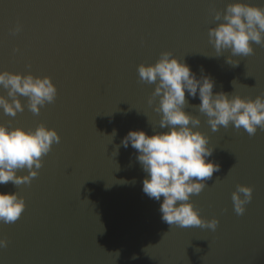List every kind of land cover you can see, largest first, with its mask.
I'll return each instance as SVG.
<instances>
[{
    "label": "water",
    "instance_id": "water-1",
    "mask_svg": "<svg viewBox=\"0 0 264 264\" xmlns=\"http://www.w3.org/2000/svg\"><path fill=\"white\" fill-rule=\"evenodd\" d=\"M233 3L264 8V0H0V72L47 76L57 89L39 114L18 96L24 111L0 108V124H44L60 136L30 184L0 185L26 205L16 222H0V264H264V131L249 136L230 124L214 132L186 93L185 110L200 119L195 130L220 166L189 202L219 221L215 231L162 221L163 197L142 191L138 153L122 144L130 131H167L158 127V98L148 104L155 84L137 71L163 52L214 79V93L264 95V45L253 42L254 54L232 57L233 66L230 52L217 57L209 43L222 22L215 11ZM0 95L10 100L2 86ZM237 185L253 188L243 215L233 207Z\"/></svg>",
    "mask_w": 264,
    "mask_h": 264
},
{
    "label": "clouds",
    "instance_id": "clouds-1",
    "mask_svg": "<svg viewBox=\"0 0 264 264\" xmlns=\"http://www.w3.org/2000/svg\"><path fill=\"white\" fill-rule=\"evenodd\" d=\"M214 19L222 22L209 29V43L217 57L225 51L231 53L227 63L236 66L239 61L232 57L254 54L253 42L264 45V8L233 3L223 14L215 11ZM19 30L17 27L15 31ZM137 71L142 82L155 84L148 104L151 106L158 98V106L154 109L160 116L158 127L167 129L151 136L144 131H130L122 141L125 148L131 145L138 153L136 159L146 173L142 191L157 202L163 197L159 211L162 221L170 226H196L215 231L219 221L203 219L189 202L191 195H198L205 189L206 181L220 171V166L209 159L214 151L208 146L209 138L195 130L201 124L200 119L185 110L188 106L186 93L200 100V104L193 107L207 116L212 131L231 124L236 130L243 128L249 136H254L258 128L264 131V95L252 100L223 91L214 93V79L207 75L197 78L190 66L173 57L171 52L161 53L154 65H139ZM0 86L7 90L10 98L0 95V108L12 117L24 111L18 96L27 98V108L33 114H39L41 107L53 103L57 96V89L47 76L0 72ZM59 142L58 133L44 124L28 131L0 124V185L30 184L38 176L42 158ZM20 171H27V174L19 175ZM252 193V187L237 185L232 193L237 215L245 213ZM25 206L24 198L18 193L0 192V222H16ZM5 247L7 240L0 239V248Z\"/></svg>",
    "mask_w": 264,
    "mask_h": 264
}]
</instances>
